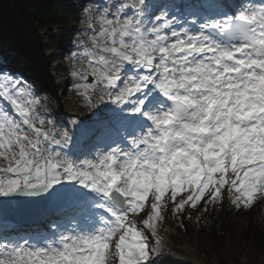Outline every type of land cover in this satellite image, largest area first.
<instances>
[{
    "label": "snow or ice",
    "instance_id": "obj_1",
    "mask_svg": "<svg viewBox=\"0 0 264 264\" xmlns=\"http://www.w3.org/2000/svg\"><path fill=\"white\" fill-rule=\"evenodd\" d=\"M183 11L128 0L89 22L71 75L111 105L82 128L94 155L64 152L34 86L0 71V199L56 209L50 231L0 233V264H151L167 213L264 201V0Z\"/></svg>",
    "mask_w": 264,
    "mask_h": 264
},
{
    "label": "trees",
    "instance_id": "obj_2",
    "mask_svg": "<svg viewBox=\"0 0 264 264\" xmlns=\"http://www.w3.org/2000/svg\"><path fill=\"white\" fill-rule=\"evenodd\" d=\"M83 0H0V56L4 62L14 64L23 72L31 74L29 54L33 49L25 37L31 34L38 47L49 51L51 55L61 54L63 47L62 30H66L72 17L78 15ZM27 59V60H26ZM257 202L250 209L243 207L235 210L226 208L225 203L209 205L205 212L201 203L196 209H186L183 226L176 218L183 232L193 229L197 234L209 237L210 250L206 255H217L228 237L237 239L249 246L253 256H264V213ZM170 213L162 223L165 227ZM189 217H191L189 219ZM256 262V261H255ZM218 264H239L238 261L222 258Z\"/></svg>",
    "mask_w": 264,
    "mask_h": 264
},
{
    "label": "rangeland",
    "instance_id": "obj_3",
    "mask_svg": "<svg viewBox=\"0 0 264 264\" xmlns=\"http://www.w3.org/2000/svg\"><path fill=\"white\" fill-rule=\"evenodd\" d=\"M121 2H128V0H94V2H91L89 7L83 6L79 24L77 25L78 28L74 25L73 29H75L72 31L71 35L66 38L67 44L71 45V51L68 53L69 55H67L69 57L65 58L63 61L60 57L57 58L56 56L50 55L47 49H43L41 52L38 51V53H35V59H38L39 61L36 63L34 68L36 70H34L35 74L33 76L35 80L39 81V85L37 86L31 82V84L34 86L35 94H41L43 97L50 96L49 90L45 89V93H42V91H44L43 88L48 82L47 80L45 81V79L43 81V77L41 76V65L45 63L48 68H52L53 70L60 69V78L66 79L70 77L72 79V88L70 92L73 93V95L79 100L81 99V101L85 102V100L80 95H78L73 88V85L79 81L74 79L71 75V73L76 68L80 67V64H68L66 63V59H73L74 54H79L82 51V45L88 42L87 37L91 35V30L88 26L89 22L93 21L97 16H99L100 12H102L105 8H108L110 11H115V6H118ZM1 71L8 72L6 68ZM50 81L51 80H49V83ZM66 94L67 93L63 95L65 99L67 97ZM95 103L98 106H102V104H99L98 101ZM98 106L91 112L92 108L86 111V107H82L80 104L76 106L73 105L76 114L79 113L81 115H85L88 113L91 117L100 114V108H98ZM69 119L70 120H65V122L62 121L61 124L67 123L70 126H73L72 120L75 118ZM57 139H60V135L57 136ZM224 200L226 201L228 208L230 207V209L233 210L236 208L229 202L226 193ZM173 222L174 221H172V223ZM172 223L162 232H159L163 239V244L160 254L151 258V264H218L219 260L222 258L238 261L239 264H264V256L257 257L255 259L252 250L248 246L243 245L242 243L238 242L237 239L231 237L227 238L226 243L221 246V249L217 255L207 256L205 252L210 250L208 246L209 237H207V235L197 234L191 228L186 233H182L179 228H174Z\"/></svg>",
    "mask_w": 264,
    "mask_h": 264
},
{
    "label": "bare ground",
    "instance_id": "obj_4",
    "mask_svg": "<svg viewBox=\"0 0 264 264\" xmlns=\"http://www.w3.org/2000/svg\"><path fill=\"white\" fill-rule=\"evenodd\" d=\"M153 1L155 2L157 0H153ZM174 14H176L175 10H174ZM39 65L41 64L39 63ZM41 66H42L41 76L43 77L42 80L44 81L45 79V81L46 80L48 81L46 83V86L43 88L44 91H42V93H45L46 90H49L50 96L43 97L41 96V94H36L42 106L40 109H38V111H41L43 113L44 118L46 120H51L54 122L53 123L54 125H50V127H53L54 130L58 133H61V131L63 133L65 132V130L64 128L61 129V127L63 126L61 122L69 118H75L77 121H79V126L76 125V127L73 128V130H70L67 128L66 131L68 135H73V133H77V136H78L82 132V128L87 127V126L91 127V125H98L100 122V119L98 120L96 117H91L89 116L90 114L88 113L85 115L75 113V109L73 105L76 106L80 104L82 107H86L85 108L86 111L92 108L91 112L95 108L89 107L86 102L81 101V99L79 100L77 97L73 95V93L70 92L72 88V79L70 77L66 79L60 78L59 77L61 73L60 70L59 69L53 70L52 68H48L47 65H45V63ZM49 80H51L50 83H49ZM65 93H67L66 99L63 96L65 95ZM95 102L96 101H94V103ZM110 107L111 105L105 106L103 104L102 106H98V108H100V112H103L104 110H108ZM81 140L82 138L78 139L77 142ZM77 149H79V146L77 147ZM70 152H72V150Z\"/></svg>",
    "mask_w": 264,
    "mask_h": 264
},
{
    "label": "water",
    "instance_id": "obj_5",
    "mask_svg": "<svg viewBox=\"0 0 264 264\" xmlns=\"http://www.w3.org/2000/svg\"><path fill=\"white\" fill-rule=\"evenodd\" d=\"M1 201H3V203L1 204V206H6L8 205V201L9 200H5V199H0Z\"/></svg>",
    "mask_w": 264,
    "mask_h": 264
}]
</instances>
